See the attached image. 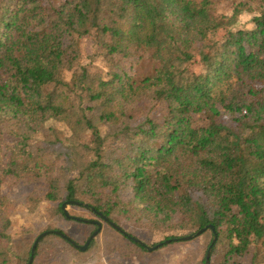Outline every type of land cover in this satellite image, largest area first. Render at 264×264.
I'll list each match as a JSON object with an SVG mask.
<instances>
[{
    "label": "trees",
    "instance_id": "16d2710c",
    "mask_svg": "<svg viewBox=\"0 0 264 264\" xmlns=\"http://www.w3.org/2000/svg\"><path fill=\"white\" fill-rule=\"evenodd\" d=\"M64 203L111 231L81 251L97 226ZM44 232L31 264H163L205 233L200 264H264V0H0V264Z\"/></svg>",
    "mask_w": 264,
    "mask_h": 264
},
{
    "label": "rangeland",
    "instance_id": "374dc122",
    "mask_svg": "<svg viewBox=\"0 0 264 264\" xmlns=\"http://www.w3.org/2000/svg\"><path fill=\"white\" fill-rule=\"evenodd\" d=\"M169 30L170 28H168L167 26L161 28L158 36L153 37L150 40V43L146 48L137 49L138 52L141 55H144L148 58H152L153 56H155L157 54L158 49L164 42L165 35L169 33ZM81 47H82L83 52L90 53L93 50V39L89 37H84L81 42ZM236 161H238L237 162L238 167H240L242 164L246 165V162H247L246 156L239 150L236 153ZM25 191L27 192L28 189L16 188L12 186L10 182H7L4 188L5 193L9 194L12 197H16L19 199L22 198ZM83 207L67 206L65 207V210L67 211V214L70 217L78 218V219L86 220V221L99 222L101 224V229L97 232V234L95 235L93 239H95L99 234H101L102 237L107 236L111 230H109L105 224H102V222L98 218H96L95 216L87 212L86 209H84L85 207L84 208ZM38 219H39V215H28V214H25L23 211H21V209H19L15 212L14 226L25 225V226H28L29 229H33L37 227ZM62 230H65L76 241H81L82 234H80L79 229L73 224H70L68 222L64 223L62 225ZM134 233L139 238L143 237L142 232L133 231V234ZM209 238H210L209 233H205L203 240L200 244H193L194 242L190 244H182L179 242H175L172 244L167 243L166 246H161L152 251L155 252L157 257L160 259V261L163 264H200L201 257L198 256V254L204 251L205 245L207 241L209 240ZM42 239L44 240L45 247L53 244L52 243L53 238L51 236H47ZM87 239L85 240V242L87 241ZM85 242L79 246H83ZM127 257L129 256L114 257V258H109L106 260L95 261V260H92L91 255H89V256L84 257V259H85V264H111V263H119V262H125V261H132V262L135 261L134 257L131 256L129 259Z\"/></svg>",
    "mask_w": 264,
    "mask_h": 264
},
{
    "label": "water",
    "instance_id": "95a60500",
    "mask_svg": "<svg viewBox=\"0 0 264 264\" xmlns=\"http://www.w3.org/2000/svg\"><path fill=\"white\" fill-rule=\"evenodd\" d=\"M73 204H75V205H79L78 203H73ZM67 206H68V204H67V203H64V204L62 205V211H63V213H64V215H65L66 217H69L68 214H67V211L65 210V207H67ZM84 207H86V205H84ZM100 217L102 218V220H103L104 222H107V219H106L105 217H103V216H101V215H100ZM75 219L78 220V221L84 222V223H93V224H96V226H97L96 231H94V232L92 233V235L87 239V241L85 242V244H84L83 246L75 245V243L72 242V243H73L77 248H79L81 251H85V250L87 249L89 243L91 242V240L95 237V235L97 234V232L101 229V224H100L99 222H94V221H86V220H81V219H78V218H75ZM107 223H108V222H107ZM110 225H111L112 227L118 229L113 223H110ZM209 228L212 229V227H209ZM118 230H119V229H118ZM206 230H207V228H204V229L198 231V232L196 233V236L199 235V234H202V233L205 232ZM119 231H121V230H119ZM121 232H122V231H121ZM50 233H51V232H44V233L39 234V235L35 238V240H34V242H33V245H32V248H31V256H30V259H29V261H28L27 264H31V263H32V260H33V253H34V251H35V248H36L37 243H38L42 238L48 236ZM122 233H123V232H122ZM191 238H192V236H189V237L184 238V239H181V240H188V239H191ZM137 241H138V240H137ZM138 242H139V241H138ZM169 242H170V241H166L165 243L167 244V243H169ZM156 248H157V246H156V247H153V248H150L149 250L152 251V250H154V249H156ZM209 249H210V248H209ZM207 257H208V253H207Z\"/></svg>",
    "mask_w": 264,
    "mask_h": 264
}]
</instances>
